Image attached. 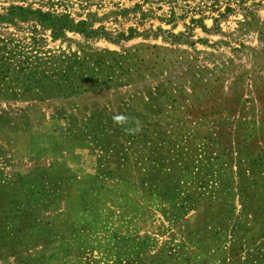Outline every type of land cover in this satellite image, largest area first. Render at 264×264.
I'll return each mask as SVG.
<instances>
[{
    "label": "rangeland",
    "instance_id": "1",
    "mask_svg": "<svg viewBox=\"0 0 264 264\" xmlns=\"http://www.w3.org/2000/svg\"><path fill=\"white\" fill-rule=\"evenodd\" d=\"M10 6L0 264H264V0Z\"/></svg>",
    "mask_w": 264,
    "mask_h": 264
},
{
    "label": "trees",
    "instance_id": "2",
    "mask_svg": "<svg viewBox=\"0 0 264 264\" xmlns=\"http://www.w3.org/2000/svg\"><path fill=\"white\" fill-rule=\"evenodd\" d=\"M31 14L33 12L27 11L24 8L20 6H10L7 10V12L4 15H0V18L5 19L6 21H12L14 18H22L24 14ZM35 20L40 21L41 23H45L47 27H49L52 30L53 35H57L61 33L63 29H73L74 26L70 23H59V20H65L64 16L57 17L54 15H50L48 13H43L39 10H35ZM37 17V18H36ZM39 17L47 19V20H41Z\"/></svg>",
    "mask_w": 264,
    "mask_h": 264
},
{
    "label": "clouds",
    "instance_id": "3",
    "mask_svg": "<svg viewBox=\"0 0 264 264\" xmlns=\"http://www.w3.org/2000/svg\"><path fill=\"white\" fill-rule=\"evenodd\" d=\"M117 119H118V120H121V119H123V117H117Z\"/></svg>",
    "mask_w": 264,
    "mask_h": 264
}]
</instances>
